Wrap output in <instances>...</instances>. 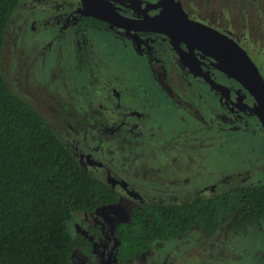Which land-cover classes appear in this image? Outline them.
<instances>
[{"label":"rangeland","instance_id":"obj_1","mask_svg":"<svg viewBox=\"0 0 264 264\" xmlns=\"http://www.w3.org/2000/svg\"><path fill=\"white\" fill-rule=\"evenodd\" d=\"M204 1L184 0V8L203 25L237 40L264 75V0H209L208 7L201 5ZM29 2L24 4L44 3ZM21 12L5 54L11 86L33 99L85 167L90 153L97 165L87 166L89 173L122 195L118 204L76 220L74 233L95 226L101 237L91 256L76 250L71 264H117L115 227L140 203L220 195L239 183L264 185V133L257 120L241 117L233 131L218 125L215 114L223 115L219 96L202 85L193 86L191 107L194 114H212L210 126H197L182 107L164 103V71L173 77L178 72L166 64L165 55L157 66L142 56L150 50L143 38L113 27L87 31V46L96 59L81 62L79 31L62 24V17L57 23L33 22L46 11L28 10L19 18ZM62 12L68 14L64 5ZM216 77L237 84L224 74ZM128 109L142 114L127 119L132 131L121 125ZM230 225L224 220L212 233L195 227L128 264H264V220L235 229Z\"/></svg>","mask_w":264,"mask_h":264},{"label":"trees","instance_id":"obj_2","mask_svg":"<svg viewBox=\"0 0 264 264\" xmlns=\"http://www.w3.org/2000/svg\"><path fill=\"white\" fill-rule=\"evenodd\" d=\"M22 2L0 0V264H71L76 250L91 256L101 237L95 226L74 233L76 220L118 204L122 195L93 177L33 99L11 86L5 54ZM227 219L231 229L264 220V185L239 183L220 195L140 203L115 227L117 264L195 227L212 233Z\"/></svg>","mask_w":264,"mask_h":264},{"label":"flooded vegetation","instance_id":"obj_3","mask_svg":"<svg viewBox=\"0 0 264 264\" xmlns=\"http://www.w3.org/2000/svg\"><path fill=\"white\" fill-rule=\"evenodd\" d=\"M26 1L28 0H24L22 2V6H21L22 14L19 15V18L22 15H26L25 13L28 10L29 11L40 10L42 12L46 11L47 12L46 16H42L43 15L42 14L40 17H34L33 22L57 23L60 22V17H62L63 20L62 24L66 23V25L71 27L74 32L79 31L81 33L82 39H80V42L77 43L78 56L81 62L83 60L85 62L88 61L90 62L89 58L96 59L95 53L92 52L90 48H88L87 46L88 43L86 36L87 31H95V30L101 31L106 29V27H113L115 29H118L119 31H124L129 35H133L138 39L141 37L145 42L144 46L150 48L149 51L146 48L147 52H142V56L148 55L149 62L153 66H157L160 64V62H162V58L164 57L163 55H165L164 59L166 61V64H170L172 66V69L178 72L177 77H173L171 74H168L166 70L164 71L165 80H163V85L161 84V86L164 87V89L167 91V93H164V96L162 98L164 103H167L168 105L171 106L178 105L182 107L186 111V113L190 115V117H193L194 120L196 119V121L200 123V125L197 126H205V127L210 126L208 123V117H210L212 114H206L205 116H202L201 114H194L195 110H193V108L191 107L192 102L190 99L195 97L194 96L195 90L193 86L202 85L207 89L205 91L206 93H208L209 90L210 91L212 90L215 91L219 96L218 102L221 107V111L223 112V115L218 117L215 114L218 125L221 124V126H223L224 128L232 127L231 129L232 131L237 130L235 127L239 122V118L247 117L257 120L255 124H258L262 132L264 133V129L260 120L253 112L257 104L256 101L253 99L250 93L237 81H236L237 82L236 85L230 83H222L221 81H219L216 75L218 74L223 75L224 73L215 68L214 66L215 62L211 57L204 55L198 50H192L186 44L181 43L175 39H172L164 34H160L156 32L127 31L123 28L114 27L96 18L85 16L83 13H81V11L84 10L82 0H74L73 2H70L69 0H41L44 2L43 4L35 3L32 6L30 3L31 0L29 2L30 5L27 4L28 2L24 4V2ZM107 1L109 5L118 14L123 15L127 18L140 20L146 16L156 17L161 15L164 11L173 12L180 7L190 19L198 23H202L196 18H192L186 12L184 8L185 7L184 0H107ZM63 5L68 9L67 15H65L64 12H62ZM201 5L208 7L210 6V1L205 0ZM22 8L24 10H22ZM86 18L94 19L103 22L105 24L104 26L101 25L100 26L101 28L98 26L94 27L91 24H89L90 22L86 21ZM209 27L216 30V28L212 26ZM242 48L245 51H247L244 47ZM247 53L249 52L247 51ZM259 71L264 78V75L262 74L260 69ZM224 75L227 76L226 74ZM216 85L225 87L227 89V92L217 89ZM86 108H89V105L86 106ZM126 115L127 118L124 121H122L121 125L127 126L126 128L127 131H132L134 129L130 125L131 122H129L127 119L135 116L139 118L142 116V114L134 109H128ZM199 117H201L202 119H200ZM92 161L93 159L89 153L88 158H86V163L88 167H93L92 165L94 166L97 165L96 162H92ZM208 189L209 187H207L205 190ZM213 189L217 190L216 187H214ZM98 242L99 239L97 242H95V245L98 244ZM114 254L117 263L116 249Z\"/></svg>","mask_w":264,"mask_h":264},{"label":"water","instance_id":"obj_4","mask_svg":"<svg viewBox=\"0 0 264 264\" xmlns=\"http://www.w3.org/2000/svg\"><path fill=\"white\" fill-rule=\"evenodd\" d=\"M85 16L133 32H156L186 44L214 60V66L240 83L256 101L253 112L264 129V78L248 53L232 38L190 19L179 7L136 20L118 14L107 0H82ZM222 91L227 89L216 85Z\"/></svg>","mask_w":264,"mask_h":264}]
</instances>
